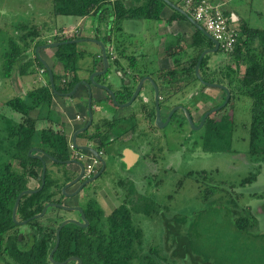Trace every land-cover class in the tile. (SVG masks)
Returning a JSON list of instances; mask_svg holds the SVG:
<instances>
[{
	"label": "rangeland",
	"instance_id": "rangeland-1",
	"mask_svg": "<svg viewBox=\"0 0 264 264\" xmlns=\"http://www.w3.org/2000/svg\"><path fill=\"white\" fill-rule=\"evenodd\" d=\"M171 1L176 6L183 8L181 0ZM215 1H219L222 9L227 11L231 24H236L237 19L241 17L250 27L264 28V0ZM108 8L107 6L104 14L100 12L98 15L77 18L55 15L52 0H0V168L8 161L9 153L12 150L10 149V142L14 138L9 140L8 131L10 128L17 127L15 121L7 117L10 115L11 109L8 102L17 96V93L21 94L20 91L14 90L12 86H16L25 94L47 84L46 77L39 74L42 69L40 67L36 70V66L31 67L32 69L27 68V75H18L21 66L28 59L33 60L34 57L37 59V55L43 58L53 57L55 48L45 50L42 49V46L53 43L54 38L67 39L75 37L85 40L76 44L77 50L84 53L78 59L76 66L80 72L84 73L82 76L85 78L88 77L89 71L94 66L93 62L96 63V68L101 67L98 58L101 53L100 47L95 42L86 40L108 43L110 39H113L112 44L115 53L117 52L116 55L119 56V52L125 50V58L119 59L123 67L126 66L125 59L127 56H131L136 62H140L141 58L139 56L142 54L151 55L150 58L153 59L156 50L160 52L162 45L157 42L159 36L153 33V27H156L157 22H162L163 14L161 20L156 22L122 21L119 25L120 30L117 31L114 29L113 16ZM167 8L170 7L166 6L165 9ZM21 28H24L23 32L38 29L40 32H38L37 41H41L38 42L39 46L36 49L35 43H33L29 49V55H27L28 51L25 53L27 56L24 60L19 61L16 59L10 79H7L6 65L11 60L9 58L11 51L9 42L10 40L18 41L22 33L19 31ZM107 31H111V33H107ZM105 37L109 40H104ZM115 38L119 39L121 44L117 45ZM165 38L168 40L167 46L164 44L167 49L172 46V43H178L177 40H179L177 37H171V35L168 37L165 35ZM182 42L174 46L179 48L178 51L183 50V55H179L181 59L180 71L182 65L186 63L187 57L192 54V50L187 46L190 43L189 37ZM123 44L126 45V48H122ZM115 45L118 47L115 48ZM34 49L35 55L33 57L32 52ZM164 55L169 57L166 53ZM209 55V73L211 74L208 76L211 77L213 72L217 74L220 66H223L225 55L220 52ZM51 64L53 65V62L50 58ZM52 65L50 68H52ZM168 68H174L172 58ZM34 70L36 73L33 72ZM242 71L243 67H241ZM60 72L64 71L60 69ZM117 72L121 71L113 70L110 67L108 82H112V77L118 80ZM176 73H178V69ZM191 79V76H185L183 94L175 93L171 95L168 104L169 106L183 104L190 107L194 119L199 120L202 113L216 108L215 105L222 101L224 94L220 89L201 87L203 84L198 78H193L192 81ZM10 80L12 86L9 84ZM195 93H198L196 95L206 94L210 97L209 103H204L199 96L198 101L200 102L196 107L189 106L190 98ZM62 99V97H57L56 102L52 103L51 108L49 107L52 121L46 112L43 115L47 116L49 120H38V123L43 121V124H38L40 129L45 128L50 122L56 124L59 118H63L59 109L69 98ZM81 100L83 102L86 100L83 93ZM95 106L96 108H93L92 114H94V121L96 122L98 110L105 112L107 107L105 104L100 107L98 102ZM226 106L227 104L218 111L210 112L207 117L216 120L222 114L232 117L234 129L231 152L204 153L199 148L192 152L191 149H188L193 141L190 137L194 136L190 134V129L184 126L182 130L177 131L169 126L164 132L169 135L170 140L162 157H157L158 160L153 162L154 166L152 168L146 166V162L141 163L139 161L133 171L130 172L135 186L133 189L134 197L137 196L139 201L145 197L152 198L156 202L155 205L151 206L152 211L149 216L144 213L140 204H136V210L132 212L133 224L142 232V252H147L149 248H158L164 256L162 264H198L202 262L206 264H264V164L256 172L257 164L250 163L245 156L248 149L247 128L250 123V103L248 99L242 97ZM45 111H48V109ZM37 112V110L32 111L30 115L35 116ZM11 113L12 116H15L12 111ZM20 116L19 120H23V116ZM200 133L201 128L194 134L199 135ZM37 137L36 135L34 138L35 145L44 148ZM185 139H189L190 142H184ZM28 157L33 159V155H28ZM114 166L115 168H113ZM110 170H113V173H111V176L109 175L107 181L105 180L103 184L113 185L115 177L116 184L118 179L128 173L122 164L116 166L115 161H112ZM189 172H191V176L187 177L186 175ZM254 173L257 176L256 181L243 186L240 184L243 179ZM59 182L61 183L62 179ZM36 185L35 180H28L29 188L32 189ZM207 187L211 188L210 191L212 192L208 195V198H205L204 190ZM119 195L121 197L122 194ZM250 196H260V202L256 203L254 198L251 201ZM61 197L65 200L64 205L69 206L77 203L76 200L71 201L67 194H63ZM116 200L118 201L111 200V203L98 202V207L103 214L101 222L104 229L107 225V216L115 208L122 205L120 198ZM125 202L123 204L127 207H132L133 204L130 205ZM249 207H251V211L248 213L246 209H250ZM57 216L77 218V214L74 212L61 213L57 211ZM238 217H248L250 221L254 220L255 224L239 231L235 225V220Z\"/></svg>",
	"mask_w": 264,
	"mask_h": 264
},
{
	"label": "trees",
	"instance_id": "trees-1",
	"mask_svg": "<svg viewBox=\"0 0 264 264\" xmlns=\"http://www.w3.org/2000/svg\"><path fill=\"white\" fill-rule=\"evenodd\" d=\"M181 3L183 4L182 9H186L184 0H181ZM52 4L55 15L77 18L98 15L100 12L104 14L108 6L113 16L114 29L117 31L120 30V23L125 20L159 21L162 11L167 6L163 0H52ZM186 12L192 17L191 11L187 10ZM222 12L230 22L228 13L225 10ZM174 20L188 21L185 16L173 10L169 22ZM237 23L239 33L235 46L230 53L225 55V61L222 64L223 66L218 69V73L213 72V76H208L211 74L209 73L210 55H206L202 59L199 72L202 81L227 88L230 93L227 106L242 97L249 100L250 123L247 128L248 149L245 156L250 163L257 164L256 172H258L261 165L264 164V28L250 27L241 17L237 19ZM198 24L202 26L200 23ZM19 31L22 33L18 41L10 40L9 42L11 48L9 58L11 60L6 65V77H10L16 59L19 61L25 59L23 53H26L33 43H35V48L38 47L39 41H41H37L38 32H40L38 29L23 32L24 28H21ZM72 40H77V38H54L52 42L65 43ZM104 40L109 39L105 37ZM116 40L117 45L121 44V41L115 38ZM177 42L180 43L182 40L179 39ZM178 43H172V46L168 47L169 50L179 45ZM117 45H115V48L118 47ZM76 47L75 43H69L59 45L54 49L53 60L60 63L61 68L68 74H72L67 87L62 90L64 92L71 91L79 81L76 64L84 53L78 51ZM189 48L192 50V54L187 57L186 63L182 65L181 72L186 77L191 76L192 79H196L194 68L197 60L204 50L213 48V44L195 28ZM169 50L168 56L172 58L174 68H168V73L174 75L177 69L178 72L180 71L181 59L175 51ZM124 52L121 51L119 54L124 56ZM218 52L222 53L220 50ZM36 60L39 62L38 58ZM29 61L21 66L18 72L19 76L28 74V69L31 68ZM39 66L42 67L41 64ZM241 67H243L242 72ZM51 72L54 91L59 92V89L55 86L57 77H55L53 71ZM60 79H62L61 76ZM47 82V86H41L27 92L25 96L16 97L8 102L14 112L23 116V124H15L17 127L10 128L8 131L9 140L14 138L10 142V149L12 150L9 153L8 161L0 168V245L4 240L3 235L8 237L5 255L0 256V264H47L48 254L55 245L54 232H48V227L38 226L36 220L30 222L29 226L32 230L35 228L33 226L38 228L35 232L38 234L39 240H35L30 247H19L16 232L12 231L17 227L12 221V209L17 196L21 192L31 189L28 186L29 179L35 181L39 179L36 173L37 161L28 157L29 149L35 144V136H38L37 138L46 151H49L54 156L53 158L57 160L68 159L71 152L70 143L65 135L56 134L50 130L42 129L39 131L38 120H49L48 117L51 120L49 107L53 90L49 84V76ZM201 87H204V85H201ZM222 92L224 97L215 107L221 106L225 101L226 94L223 90ZM200 98L203 99L204 103H208L210 100L204 93H200ZM196 102V100L189 101V106L194 105ZM47 109L48 111H45ZM36 110L38 111L37 118L33 119L30 117V113ZM44 112L47 113L48 117L43 115ZM203 116L201 115L200 120ZM233 129V119L227 114H222L218 120L207 117L199 134V140L195 141L194 145L200 147L204 153L231 152ZM186 176L190 177L191 172ZM256 177L255 173L251 174L243 179L240 184L242 186L252 184L256 181ZM56 181L58 193L62 182ZM48 186L49 183L47 182L43 192L24 195L21 198L16 214L17 220H27L42 211L43 204L46 201L44 192ZM210 189L209 187L205 188V198H208V195L212 192ZM58 203H60L59 200ZM136 204L142 205L144 213L149 216L152 211L151 206L155 205L156 202L152 198L145 197L140 201L137 199L131 208L125 204L120 205L107 216V225L104 229L101 222V210L95 203H89L86 209L88 227L81 229L71 224L63 227L59 234V245L53 254L52 260L63 262L74 256L81 260V264H162L164 256L158 248L153 247L149 248L147 252H142V232L134 226L132 221V212L136 210ZM246 211L249 213L251 209H246ZM59 222H57V227ZM254 224V220L250 221L248 217H238L235 220L236 228L239 231L254 226ZM31 239L33 240L32 237Z\"/></svg>",
	"mask_w": 264,
	"mask_h": 264
},
{
	"label": "flooded vegetation",
	"instance_id": "flooded-vegetation-1",
	"mask_svg": "<svg viewBox=\"0 0 264 264\" xmlns=\"http://www.w3.org/2000/svg\"><path fill=\"white\" fill-rule=\"evenodd\" d=\"M110 41H108V43L101 41L106 47L108 67L105 74L95 78V81L100 85L108 86L109 90L114 95V101L116 102V104H114V101L111 100L108 93L99 90L101 92V97L98 98L97 100H94L92 106L93 108H96L95 105L97 102L100 104V107L105 104V106L107 107V111L100 112L99 109L98 115L96 112V115L98 117L96 122L94 121V114H92L91 124L87 127V129L83 133L78 134L76 137V144L78 147L88 146L90 148H93L96 151V154L99 156V158H97L94 154L85 150L78 151L75 149L73 150L70 149L71 152L68 159L66 160L58 159V161L63 162V164H60L58 162L56 163L57 159L55 161L52 160L54 156L51 155L49 151H46V149L38 145L34 144L29 149V151L32 150L30 155L31 156L33 155V159L37 161L36 173L39 176V179L36 180L37 185L30 190H38L42 186V188L38 190L36 194L43 192L48 182L49 186L46 188V191L44 192V197L46 201L45 204H43V207L48 204L49 207L46 213L41 218L31 219L35 215L41 213L39 212L31 216L27 220L16 219L17 222L19 223L28 221L25 225L16 224L17 227L12 230L13 232H16L17 242L19 244L18 246L21 248L30 247L34 244L35 240L36 241L39 240V236L35 232L38 228L36 226H33V228L34 227L35 228L32 230L31 227L29 226L30 222L32 221L36 220L38 226H43L46 228L48 227L47 228L49 229L48 232H54V237H55V239H53L54 242H56L57 229L59 228L60 224L63 221L75 220L76 222L84 225V221L82 220V215L79 212L64 211L61 208L55 206V204L63 205L65 207H72V208L79 207L83 212L84 218L86 219L87 205L91 202L95 203L97 207H98V202L111 203V200L118 201L116 199L119 198L121 204H123L124 201L128 202V204L130 205L136 202L137 196L134 197L135 194H133V189L135 186L133 185L130 172L133 171V169L137 166V163L139 161L141 163L146 162L147 163L146 166L152 168V166H154L153 162L158 160L157 157H162L163 153L166 152L165 150L168 148V143H169L168 141L170 140L169 135L164 132V130L169 126H172L177 131L182 130L184 126L188 127L190 129L189 130L190 134L194 135L193 137H190L193 139V141L190 143L188 149H191L192 152L196 148L200 149V147H196L194 145L195 141L199 140V135L194 134L197 133L198 130L197 129L192 130L190 128V125L188 124L182 110L177 109L174 111V109L180 106L186 108V110L190 114L193 125L195 127L199 126L201 120L194 119L192 109L190 107H187L183 104H174L171 106H169L168 104V100L171 95L175 93L183 94L184 92L183 81L186 75L181 71L175 73L174 75H170L168 73L167 66L160 67L159 65L156 64V66L152 68L151 67L152 64L136 62L135 60L131 59L132 57L130 58L127 57L125 59L126 66L123 67L119 59L120 58L124 59L125 57L120 55L119 57L118 55H116L117 52L115 53L114 47H111ZM35 49L32 52L33 57L35 55L34 54ZM113 53L115 55H112ZM37 57L39 58V62H37L36 57H34V59L31 60V62H33L34 64L30 63L32 68L36 66L35 70L39 69L40 67L39 64L43 63L41 58L39 56ZM98 58L100 60L99 64L101 65V67L98 66L96 68V63L93 62L94 66L91 68L92 71L91 70H90L91 72L89 71L88 77L85 79L80 78L77 83L82 81H88L91 74H93L94 72H101L103 70L101 53ZM41 66L42 69L39 72V74L41 76L44 75L46 77L45 80L47 82L48 81L47 69L42 64ZM110 67H112L113 70L116 69V71H121V72H117V78L119 80V84H118V80L114 79L113 77H112V82H108V77H110L108 71L110 70ZM150 67L152 70L149 69ZM55 68H57L59 73L57 72V70H55ZM50 69L51 71H53L55 77H57L55 86L59 89V92L56 93L58 94L70 93L75 86L72 88L71 91L68 92H64L62 90L65 87H67L68 83L72 78V74H68L66 71H64L61 68L60 63L58 62L53 63L52 68ZM60 69L64 72L61 73ZM35 70L33 71L34 73H36ZM79 72L80 71L78 69L77 71L78 78L81 75L79 74ZM60 76L62 77V79L59 80ZM6 78L10 79L9 77ZM9 84L10 86H12L11 80ZM47 84L45 86H47ZM49 84L51 86L50 81ZM12 88L17 92L20 91L21 94L17 93V96L13 97L10 100H13L19 96H25L26 93L25 94L22 93V90L18 89L16 86L15 87L12 86ZM80 88H83L82 84L78 86V88L76 89L73 95H75ZM196 94L198 93L193 94V96L190 98L192 101L195 100L197 101L191 107H196V105L199 102L198 100L200 94L199 95ZM56 97L61 98L60 96H56ZM62 98L65 99V97ZM66 100H67L66 102L63 101L65 102V104L60 106L59 109L61 110L63 118L62 117L59 118V121L56 122V124L50 122L49 125H47L45 128H41L39 131L43 129V130H50L56 134H63L67 137L70 143L74 132L84 128L89 121V117L87 112V104H85V106L80 108L79 110L76 109L75 104L74 107H71V100H74L73 96ZM128 103L130 104L126 106V104ZM210 110L211 109H209L208 111ZM11 111L15 116H12ZM208 111H205L201 115H204ZM106 112L108 113L107 115L105 114ZM157 113L159 115L158 125L156 123ZM20 115L21 114L14 112L12 109H10V115H8L7 117H10V119L14 120L16 125H20L23 124V120L22 119L19 120L20 119L19 117H21ZM30 117L35 119L37 118V114L35 116L30 115ZM38 124L39 125L43 124V121H41V123H38L37 121V125ZM184 142L188 143L190 142V140L185 139ZM184 142H182V144H184ZM112 161L116 162V166L122 164L124 168L127 169L126 171L128 173L124 177L118 179L116 184H115L116 177L114 178L113 185H110L109 183L103 184V182L106 179H108L109 175L111 176V173H113V170H110V168H112ZM65 162H68V164H66ZM43 164L45 165V174H44V184L42 185L41 177L43 172ZM88 164L92 165L91 167L92 173L90 175L86 174V166ZM113 168H115V166ZM79 176H81L80 179ZM95 176L97 177L93 181H90ZM58 179L59 180L62 179V184L59 188V192L57 193L56 180ZM75 180L77 181L72 186H69L67 189H65L64 192L62 191V188L65 185L70 184ZM74 193L76 194L71 196V194ZM63 194H67L70 197L69 199L71 201L76 200L77 203L70 204L69 206L64 205L65 200L61 197ZM119 194H122L121 197ZM58 200L60 201V203H58ZM57 211L58 212L60 211L61 213L74 212L77 214V218L75 217L65 218V217L57 216ZM58 221L60 222H59V226L57 227ZM86 221L88 222L87 219ZM88 224L87 226H83V227H79L74 224L71 225L83 229V228H87ZM3 236H4V240L0 245V256L5 255V248L8 242L7 240L8 237L6 235ZM31 237L33 238V240L31 239ZM51 251L49 252V254L51 253ZM49 254H48L47 264H63L66 261L65 260L63 262H57V261L53 262L49 259ZM70 258L79 259L74 256ZM70 258H68L67 260H69ZM66 264H78V261L73 260Z\"/></svg>",
	"mask_w": 264,
	"mask_h": 264
},
{
	"label": "water",
	"instance_id": "water-1",
	"mask_svg": "<svg viewBox=\"0 0 264 264\" xmlns=\"http://www.w3.org/2000/svg\"><path fill=\"white\" fill-rule=\"evenodd\" d=\"M163 2H165V3L167 4V6H169L170 8H172L174 11H176V12L180 13L181 15L185 16V17L187 18V20H188V21H189V22H190V23H191L196 29H198V30H199V31H200V32H201V33H202V34H203L208 40H210V41L212 42V44H213V48H211V49H206V50H204V51L200 54V56H199V58H198V60H197V63H196V65H195L194 72H195V76H196V78H198V80H199V81L201 82V84H203L204 86H206V87H211V88H216V89H220V90H223V91L225 92L226 97H225V101H224V103H223L221 106L216 107V108L210 110L209 112L205 113L198 127H195V126L193 125V122H192V119H191V117H190V114H189V112L186 110V108L180 106V107H177V108L174 109V111L177 110V109L182 110L183 113H184V115H185V117H186V120H187L188 124L190 125V127L192 128V130H195V129L198 130V129L202 128L203 123L205 122V120H206L208 114H209L210 112L218 111L220 108H222L223 106H225V105L227 104L228 100H229V97H230V93L228 92V90H227L224 86H221V85H215V84H210V83H206V82L202 81V79H201V77H200L199 67H200V64H201L202 59H203L206 55H209V54H212V53H216V52H218V50H219L218 43H217V42H216V41H215V40H214V39H213V38H212V37H211V36H210V35L204 30V28H203L202 26H200V25H199V24H198V23H197V22H196L191 16H189L185 10H183L182 8L176 6L175 4H173L172 2H170L169 0H163ZM83 41H85V40H83V39L78 40V39H77V40H72V41H68V42H65V43H60V42H59V43H50V44H46V45L42 46V49L56 48V47H58L59 45L69 44V43H75V44H77V43H82ZM86 41H88V42H95L96 45L100 47V49H101V60H102V63H103V70H102L101 72H94L93 74H91L90 77H89V79H88V81H82V82L77 83V84L75 85L74 89H73L70 93H68V94H58V93H56V91H54L53 76H52V72H51V70L47 67V65H46L44 62L41 63V64L47 69L48 76H49V81H50V83H51V86H50V87L52 88V90H53L52 92H53V94H54L55 96H60V97H65V98H70V97L73 96L74 92L76 91V89L78 88V86H79L80 84H82V86H83L84 89L86 90V92H87V112H88L89 121H88L87 125H86L84 128H82L81 130H78V131L74 132V134H73V136H72V139H71V142H70V143H71V144H70V149H72V150L75 149V150H78V151H79V150H85V151H88V152L94 154L97 158H99V156L96 154V151H95L93 148H90V147H88V146H86V147H78L77 144H76V137H77L78 134L83 133V132L87 129V127L91 124V120H92V108H93L92 103H94L93 98H92V91H91L92 88H95V89H97V90L105 91L106 93L109 94L111 100H113V101H114V95H113V93L109 90L108 86L100 85V84H98V83L95 81V78H97V77L102 76V75L105 74V72H106V70H107V67H108V60H107L106 47L104 46V44H103L102 42H98V41H96V40H86ZM36 53H37V50H36ZM99 98H100V97H99ZM114 104H116L115 101H114ZM129 104H130V103L126 104V106L129 105ZM168 120H169V119H168ZM156 123H157V125H158V123H159V115H158V113H157V122H156ZM31 152H32V150L29 151V154H28V155H30ZM52 160L55 161L56 159L52 158ZM57 162L60 163V164H63V162H60V161H58V160L56 161V163H57ZM65 163L68 164V162H65ZM81 167H82V166H81ZM44 174H45V165L43 164V172H42V177H41V179H42V185L44 184ZM80 177H81V176H79V179H80ZM96 177H97V176H95L94 178H92L90 181H93ZM76 181H77V180H75L74 182H71L70 184L65 185V186L62 188V191L64 192L65 189H67L69 186H72ZM41 188H42V186H41ZM41 188H40V189H41ZM40 189H38V190H40ZM38 190H26V191L21 192V193L17 196V198H16V200H15V203H14V206H13V210H12V221H13L15 224H17V225H25V224L28 222V221H24V222H21V223L17 222V220H16V212H17V208H18V205H19V202H20L21 198H22L24 195L35 194ZM75 194H76V193L71 194V196H72V195H75ZM55 206H57L58 208H61V209L64 210V211H77V212H79V213L82 215V220L84 221V225H82V224L76 222L75 220H65V221H63V222L60 224V226H59V228L57 229V232H56V242H55V246H54V248L52 249L51 253L49 254V259H50L51 261H53V260H52V256H53L54 252L56 251V249H57V247H58V245H59V241H60L59 234H60L61 229H62L64 226L68 225V224H74V225H77V226H79V227L87 226V224H88V222H87L86 219L84 218V215H83L82 210H81L79 207L72 208V207H65V206H63V205H56V204H55ZM48 207H49V204H48V205H45V206L43 207L41 213L38 214V215H35V216L32 217L31 219L41 218V217L46 213ZM73 260H77V261H78V264L81 263L80 259L70 258L69 260H66L63 264H66V263H68V262H70V261H73ZM53 262H54V261H53Z\"/></svg>",
	"mask_w": 264,
	"mask_h": 264
},
{
	"label": "crops",
	"instance_id": "crops-1",
	"mask_svg": "<svg viewBox=\"0 0 264 264\" xmlns=\"http://www.w3.org/2000/svg\"><path fill=\"white\" fill-rule=\"evenodd\" d=\"M169 1L172 2L171 0H169ZM213 1H215V0H213ZM215 2H219V1H215ZM172 3L175 4L174 2H172ZM184 10L187 11L186 9H184ZM230 12H232V11H230ZM172 13H173V9L172 8H169V9L168 8L167 9L164 8V10L162 11L163 18H162V20L160 19L162 22H157L156 23V27H153V33L155 35L159 36V39H158L157 42H159V44L162 45V47L160 49V52H158V50H156L157 52L154 53L155 57H152L153 59L150 58L151 55L147 56V54H142L141 56H139L141 58L140 62L147 63V64H152V66H151L152 68L154 66H156V64L159 65L160 67L161 66L162 67H166V66L169 67V63L171 61V58L167 57L166 55H164L165 53L168 54V50H169V48L167 49V47L166 48L164 47V44L166 45V43L168 42V40H166V38H165V35L167 37L169 35H171V37H177L178 39H181L182 41H185L189 37L190 43H191V36L194 33L195 27L189 21H184V20H174L172 22H169V18L172 16ZM233 25H238V23L233 24ZM112 41H113V39L110 41L111 42L110 43L111 47H113V44H112L113 42ZM118 41H119V39H118ZM190 43L187 44L188 48L190 46ZM122 48H126V45L123 44ZM174 49H175V53L178 54V56L179 55H183V50L178 51L179 48H176V47L171 48L169 51L174 50ZM45 50H47V49H45ZM29 52L30 51L28 50V54L27 55H29ZM23 55L26 58L27 55L25 53H23ZM45 55H47V54H45ZM40 58L47 65V67L49 69H50V67L52 65V64L50 65V58H51V61L53 63H55V61L53 60L52 56L50 58L49 57H45V58L40 57ZM28 60H30V59H28ZM133 60H134V58H133ZM27 61H25V63ZM29 62L31 64H34L33 62H31V60ZM151 67L149 69H151ZM55 70H57V68H55ZM79 74H81L80 76H81L82 79H85V77L82 76V75H84V73L79 72ZM209 88H211V87H209ZM214 89H216V88H214ZM91 91H92L93 101L97 100L99 97H101V92L99 90H97L95 88H92ZM82 93H83V95L86 98L85 102H83L81 100ZM53 95H52V102L51 103L56 102V99H57V97L53 96ZM73 98H74V100H71V107H74V104L76 105V109H79V110H80V108L84 107V104H87V92L84 89V87L80 88L78 90V92H76V94L73 95ZM251 198H252L251 201H253V198H254V199H256V201H255L256 203L260 202L259 201L260 196H258V197L254 196V197H251ZM249 208L251 209V207H249Z\"/></svg>",
	"mask_w": 264,
	"mask_h": 264
},
{
	"label": "built area",
	"instance_id": "built-area-1",
	"mask_svg": "<svg viewBox=\"0 0 264 264\" xmlns=\"http://www.w3.org/2000/svg\"><path fill=\"white\" fill-rule=\"evenodd\" d=\"M186 10L192 12V18L200 23L205 31L218 43L222 54L230 53L238 38V25L231 24L223 15L220 2L210 0H184ZM91 164L86 166V174L90 175Z\"/></svg>",
	"mask_w": 264,
	"mask_h": 264
},
{
	"label": "clouds",
	"instance_id": "clouds-1",
	"mask_svg": "<svg viewBox=\"0 0 264 264\" xmlns=\"http://www.w3.org/2000/svg\"><path fill=\"white\" fill-rule=\"evenodd\" d=\"M184 10V9H183Z\"/></svg>",
	"mask_w": 264,
	"mask_h": 264
}]
</instances>
